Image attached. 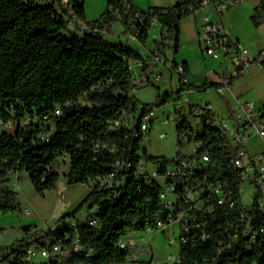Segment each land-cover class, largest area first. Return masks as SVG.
<instances>
[{
    "label": "trees",
    "instance_id": "trees-1",
    "mask_svg": "<svg viewBox=\"0 0 264 264\" xmlns=\"http://www.w3.org/2000/svg\"><path fill=\"white\" fill-rule=\"evenodd\" d=\"M189 15L184 0L146 10L131 0H107L95 20L85 19L83 0H0V116L16 120L13 132H0V215L21 210L18 192L10 185L13 174L27 173L34 191L41 194L55 189L61 177L70 185L106 177L123 148L131 160V171L121 186L105 189L96 184L77 209L68 212L74 215L83 206L96 208L78 221L84 250L70 255L71 264H122L141 248L127 240L148 225L154 226L162 209V189L152 179L145 184L134 178L133 171L142 157L159 162L160 174L170 164L166 156L140 154L142 137L125 139L128 130L110 129L122 108L134 111L139 102L130 93L128 69V61L139 55L125 43L108 41L107 35L119 22L123 34L131 32L145 41L155 18L165 29L164 38L172 42L175 55L180 47L181 21ZM73 19L86 24L89 31L70 29ZM251 21L256 27L264 21V0L255 6ZM181 64L184 67L185 63ZM176 65L173 60L172 69ZM216 87L186 84L179 77L176 93ZM157 94L164 101L170 96L167 92ZM24 118L28 123L21 124ZM47 122H52V127H44ZM44 133L47 137L42 139ZM196 139L201 143L199 152L209 156L212 179L226 183L237 196V174L228 158L225 136L205 127ZM103 142L115 144L116 151L95 152V144ZM61 157H67L69 163L62 175L56 169ZM262 198L257 193L249 210L250 226L257 231L253 242L243 238L220 248L219 239L227 240L229 234L224 223L239 213V206H215L207 221L209 237L204 242L180 241L177 264H264ZM92 219L97 225L90 223Z\"/></svg>",
    "mask_w": 264,
    "mask_h": 264
},
{
    "label": "built area",
    "instance_id": "built-area-1",
    "mask_svg": "<svg viewBox=\"0 0 264 264\" xmlns=\"http://www.w3.org/2000/svg\"><path fill=\"white\" fill-rule=\"evenodd\" d=\"M184 1L190 15L200 13L201 16L197 40L201 53L220 59L224 63L222 68L213 71L218 76L219 81L215 89L219 95L228 93L232 82L249 67L264 68V46L259 50H250L231 37L223 23L217 20L246 0ZM49 2L50 0H43V3ZM69 28L78 32L89 31L88 26L79 19L69 22ZM153 29H157L159 33L149 45L138 40L131 32L125 34L126 44L139 55L138 58L128 61L130 93L153 86V81L160 82L166 72L170 71L166 64L173 44L164 38L165 29L155 18H152L150 23V31ZM102 32H106V29L103 28ZM173 71L184 81L185 70L181 63H177ZM176 91L177 88L169 89L167 93L170 96L166 101L157 94L150 102H138L134 111L122 108L109 124L111 130L120 128L128 130L129 134L125 135V139L144 138L159 117L161 125H168L173 129L175 153L172 157L166 156L170 164L165 167L164 173H159L161 169L159 162L144 157L139 160L133 171L134 178L144 181L145 184L152 179L162 189L159 195L162 209L156 214L154 226L148 225L145 231H163L168 225L176 223L179 233L183 234L180 237L178 233V246L180 241L187 239L192 243L204 242L209 237L208 217L213 215L215 206L226 205L233 208L237 205L239 213L223 226L229 233L228 238L219 239L218 245L220 248H228L243 238L253 242L257 231L250 226L249 210L257 193L264 197V152L250 153L246 143L254 137L264 141V105L258 107L252 100L235 99L231 115L220 117L209 103L191 102L186 97L187 91L180 93ZM167 105L172 107V111H167V114L172 113L160 116L157 110ZM20 122L26 124L28 118L21 119ZM15 125V119H3L0 116V132L8 131L7 128L11 126L15 128ZM205 127L225 136L230 151L228 158L237 174L238 184L235 187L237 196L232 189L227 188L226 183L212 179L209 172V156L207 153L199 152L201 143L196 139V135L201 134ZM166 135L165 131L160 132V137ZM46 137L47 133L41 135L42 139ZM142 143L143 140L141 145ZM100 149L114 153L117 147L109 142L96 143L93 150L96 152ZM123 151L111 165V172L106 177H97L93 181L95 185L114 189L124 183L131 171V160L125 157ZM247 191V198H243ZM66 193L67 187L63 185L57 192L58 208H66ZM90 209L89 213L96 211L95 207ZM23 212L29 215L30 209L24 208ZM87 215L88 213L79 218L76 214L66 212L47 221L41 227L27 230L20 239L1 241L0 264H71L70 255L84 250L77 233V225L78 221L86 219ZM90 223L97 225V220L92 219ZM172 242L170 239L169 243ZM170 258L169 256L168 260ZM122 264L151 263L141 262L132 255Z\"/></svg>",
    "mask_w": 264,
    "mask_h": 264
},
{
    "label": "crops",
    "instance_id": "crops-1",
    "mask_svg": "<svg viewBox=\"0 0 264 264\" xmlns=\"http://www.w3.org/2000/svg\"><path fill=\"white\" fill-rule=\"evenodd\" d=\"M83 1H84V13L86 20L98 19L105 10L107 5V0H100V9H99L97 5L99 4V2H95L94 0H83ZM131 1H133L142 10H146L149 7H169V6H173L177 2V0H173L172 3L170 4H162L161 2H159V0H131ZM258 3L259 0H254V2H249L248 0H246L245 2L235 6L234 8L226 12L224 15L217 18L218 21L223 23V25L225 26L226 30L228 31L231 37L238 40L241 44H243L250 50H259L264 46V21L261 22V24L257 27L254 26L251 21V16L254 13V8ZM91 8L93 11L95 8L96 9L98 8V10L93 12L90 11ZM193 16H194V21H193L194 34L192 38L188 40V42L182 39V24L185 21L191 19L192 17L191 15H189L188 17H186L181 21L180 47L175 55H174V50L169 51L168 61L170 57L171 67H170V71L166 72V75L171 76L172 78L171 74L174 73L172 69V61L175 60L177 63H185L184 82L186 84H194L196 86H200L204 83H210V84L218 85V81H219L218 76L215 75L213 71L222 68L224 66V63L220 59L204 56L201 53L197 45L198 24L201 22V16L200 13H197ZM151 31L153 32L151 33ZM151 31L149 32L148 38L144 42L145 45H149L151 41L154 39V37L157 36V34L159 33L157 29H153ZM107 40L110 42H121L126 44V35L123 34V27L119 22L113 25L112 33L107 36ZM185 46L190 47L192 49L193 54H189L186 51L184 52L183 50ZM195 63L197 64L195 65ZM257 70H259L257 69V66L249 67L239 78L235 79L232 82V85L228 93L224 95H220L221 102H223L224 105L222 114L216 112L210 100L203 101L202 97L200 96V94L209 92L211 90H214L215 88H209L205 91H200V92L187 91L186 95L188 94L197 95L199 100H197L196 102L209 103L214 108L216 114L220 117H227L231 115V107L234 104L235 99H248V100H252L255 103V105L258 107L263 106L264 78L261 79L260 84H257L256 86L257 88L245 89L243 87H240V84H242L244 81L252 80L251 77L253 76V73H255ZM174 80H175L174 84L176 89L178 88L177 75H175ZM153 86L158 89L159 93H164L169 90L168 88H164L163 83H160L158 81H153ZM158 110L157 113L160 114ZM246 148L250 153L264 152V141H262L257 137H254L253 139L249 140L246 143ZM24 173L25 172L13 174L10 177V185L17 192L18 190L15 188V186L20 184V181ZM261 208L264 211V207L262 203H261ZM66 209L59 208V210L56 212V215L60 216L63 213L66 212L68 213ZM21 211L23 212L22 205H21ZM76 216L78 217L79 214L76 213ZM10 218H13L12 222H8L7 224H2L5 219H10ZM0 223H1L0 230L8 227H15L18 230L17 235L13 236L12 239L10 240L20 239L22 238L24 232H26L27 230L42 226L39 224V221L36 222L35 220L16 219L11 214L0 215ZM27 226H31V228L23 229V227H27ZM178 233H179V228L176 223L168 225L163 231H153V232L143 231V232L133 233L128 238V243L131 245H138L141 247L133 255V257L141 262H150L151 264H162L164 262H167V264H170V262H172L173 264H177L179 260V246L177 244ZM3 239L6 240L7 238H3ZM170 239L173 240L171 244L169 243ZM176 249L178 253L177 257L173 256ZM169 256L171 258L168 260Z\"/></svg>",
    "mask_w": 264,
    "mask_h": 264
},
{
    "label": "rangeland",
    "instance_id": "rangeland-1",
    "mask_svg": "<svg viewBox=\"0 0 264 264\" xmlns=\"http://www.w3.org/2000/svg\"><path fill=\"white\" fill-rule=\"evenodd\" d=\"M38 2H43V0H37ZM95 2H99L98 8L100 9V0H94ZM173 0H159L162 4H170ZM249 2H254V0H248ZM98 8L94 9L95 12L98 10ZM92 13V12H91ZM191 19L185 21L182 24V39L188 42L194 34L193 32V21L194 16L191 15ZM153 31H151L152 33ZM184 52L186 51L189 54H193L192 49L188 46L184 47ZM197 63H195L196 65ZM199 65V64H198ZM167 68L171 67L170 57L169 61L166 64ZM196 67V66H195ZM196 69V68H195ZM255 73H253V76L251 77L252 80L244 81L242 84H240V87L243 88H257V84L261 83V79L264 78V68L258 67ZM171 76H168L165 74L164 78L160 81V83H163L164 88L168 89H175L174 84V77L175 73L171 74ZM169 91V90H168ZM158 92V89H156L154 86H148L142 89H138L134 92V97L137 99L140 103H147L154 99L156 93ZM202 97V100H210L213 107L215 108L216 112L223 113L224 105L223 102H221V97L218 95L216 89L211 90L206 93L200 94ZM187 99L191 102H196L198 99L197 95L188 94ZM83 103L84 100H81ZM172 111L171 105H167L166 107H163L159 109L160 116L169 115L172 112L167 114V111ZM160 119V117H159ZM159 119H157L152 126V129L150 132L145 135L143 138V143L141 145L140 153H143L146 151L149 155H163L172 157L175 153V135L173 134V129L171 126H164L159 123ZM44 127H52V122L44 123ZM7 130L9 132L14 131V127H8ZM165 131L167 135L165 137H160V132ZM68 158L67 157H61L59 158L56 169L57 171L62 175L68 171ZM66 185L67 187V193H66V206L67 211L72 212L75 209H77L79 203L83 199V197L87 194V192L93 188L95 183L93 181H90L89 184H67L64 177L60 178L59 183L57 184L55 189L48 190L45 193H37L34 191L29 177L27 173H24L22 176V179L20 181L19 185H16L15 188L18 190V198L22 205V208H28L30 209V214L25 215L24 212L17 211L12 213H6L13 215L16 219H25V220H35L36 222L39 221L40 225H44L47 221H50L56 217V212L59 210L57 206V192L58 190L63 186ZM247 190V189H246ZM248 191L244 193L243 198H247ZM261 203L264 207V198L261 200ZM76 213L79 214V218H83L85 214L89 213V208L87 206H83L81 209H79ZM13 218L5 219L2 224H7L8 222H12ZM1 225V223H0ZM174 227V226H173ZM174 230V228H173ZM5 231V232H3ZM18 230L15 227H8L5 229L0 230V240L6 241L12 239L13 236L17 235ZM3 238H7L4 240ZM157 243V242H156ZM177 249L175 250V253L173 256L177 257ZM174 258V257H173ZM170 264H173L170 262Z\"/></svg>",
    "mask_w": 264,
    "mask_h": 264
},
{
    "label": "water",
    "instance_id": "water-1",
    "mask_svg": "<svg viewBox=\"0 0 264 264\" xmlns=\"http://www.w3.org/2000/svg\"><path fill=\"white\" fill-rule=\"evenodd\" d=\"M2 249V246L0 245V250Z\"/></svg>",
    "mask_w": 264,
    "mask_h": 264
}]
</instances>
